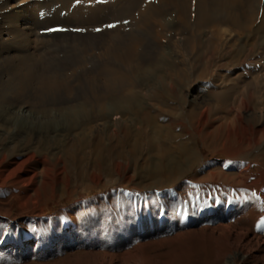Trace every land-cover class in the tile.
I'll return each mask as SVG.
<instances>
[{"label":"rangeland","instance_id":"1","mask_svg":"<svg viewBox=\"0 0 264 264\" xmlns=\"http://www.w3.org/2000/svg\"><path fill=\"white\" fill-rule=\"evenodd\" d=\"M88 1L85 5L75 4L77 6L74 7L70 4L72 1H54L55 6L60 8L56 17L61 27L60 31L53 33L81 35L79 47L91 48L88 53L98 70L106 63L120 64L109 50H112L115 34L121 31L118 28L122 27L115 28L108 9L118 8L122 1ZM196 1L128 2L133 8L126 14L128 24L125 29L129 28L142 37L136 44V57L127 62L135 81L131 90L140 96L142 108L127 119L125 117L121 122L124 125L117 124L116 135L108 146L98 147L88 133L82 141L74 138L75 142L70 135H57L49 141V161L59 173L54 175L58 179L53 185H47L41 192L38 206L46 205L45 212L37 215L31 204L21 206L17 198L13 200L10 217L0 215L3 222L13 220L8 227L11 237L23 235L27 229L31 234V244L40 241L49 246L20 261L2 258L0 264H97L104 252H108L105 261L109 264H227L223 261L224 254L229 250L226 234L213 228L218 223L227 222L225 216L214 218V210L219 207H213L223 198L220 195L223 193L221 186L217 181L196 180L194 177L200 162L213 167V162L226 158L224 153L215 150L233 145L236 141L234 129L230 130L229 139L225 136L226 122L231 124V118H228L231 115L219 108L224 86L231 84L236 86V90L245 91L247 88L254 91L260 81L264 83V41L257 46L250 65L245 62L228 72L227 67H214L216 60L211 59L212 56H224L230 49L239 50L241 45L247 48L246 43L253 42L255 38L249 39L247 35L251 36L252 30L259 25L258 12L264 9V0L252 1L256 11L250 20L244 17L245 5L241 7L243 4L237 0H225L228 3L225 12L244 20V23L247 20V28L243 30L231 22H223L217 25L219 35L216 39L205 27L206 32L203 28L197 31L195 14L191 11V5ZM8 6H14V10L24 14L31 9L37 10L34 0H11ZM100 7L101 10H95ZM182 7L186 9L183 16L180 12ZM210 39L214 42L210 43ZM45 43L43 39L33 40L29 51L35 54H39L40 50L46 52L43 48ZM126 54L122 56L126 57ZM157 56L166 59L165 62L169 61L164 64L162 72L147 73L141 68L136 69L139 62L145 65ZM91 64L66 69L65 77L74 81L75 93L69 97H81L93 91L88 80ZM197 75L200 77L196 78ZM148 77H152L153 82H147ZM95 85L99 90L100 82ZM235 94L230 100L233 106L236 103ZM27 110L32 117L48 119L36 108ZM234 112L232 110V115ZM239 114L244 118L248 115L242 109ZM198 119L204 122L208 132L220 129L219 136L213 138L205 134L202 138L191 140L190 133L194 127L191 123ZM59 131L57 128V132L51 134L65 132ZM238 131L242 134L243 128L240 126ZM179 142L185 147L190 160L199 162L177 179L172 178L168 170L157 176L150 173L155 161L166 162L164 153H167V148L172 154ZM41 146L46 147L44 144ZM262 167V163H253L251 170L259 171ZM65 217H69L73 224L68 232L76 235V241L65 238L58 245L54 241L62 236ZM254 232L261 239L253 245L251 252L261 254L264 226Z\"/></svg>","mask_w":264,"mask_h":264},{"label":"bare ground","instance_id":"2","mask_svg":"<svg viewBox=\"0 0 264 264\" xmlns=\"http://www.w3.org/2000/svg\"><path fill=\"white\" fill-rule=\"evenodd\" d=\"M10 1L0 0V215L10 217L13 200L17 198L21 206L31 204L33 211L37 215H42L46 205L38 206L41 192L47 185H53L54 180L58 179L54 175L59 173L49 161L47 148L49 141L57 135H70L73 139L82 141L84 135L88 133L94 138L95 145L98 147L108 146L112 137L116 135L117 124L124 125L121 122L125 117L127 119L133 112L141 110L140 96L131 90L135 81L130 75L127 62L136 57V44L137 41L142 40V37L136 32H131L129 28L125 29L128 24L126 14L133 8L128 3L130 0H121L122 3L118 8L108 9L111 22L116 25L115 28L122 27L118 28L121 31L115 34L112 50H109L114 59L120 61V64L106 63L98 70L93 66V58L91 59L88 53L91 48L88 49L83 44L84 49L79 47L81 35L60 32L56 34L61 27L59 18L56 17L60 8L58 5L56 7L53 2L72 1L70 4L74 7L85 5L89 3L88 0H34L37 10L31 9L27 14L17 9L14 10V6H8ZM237 1L243 4L241 7L245 5V9L243 7L244 17L252 19L256 11L253 0ZM226 4L228 3H225V0L194 2L191 5V11L195 14L197 31L205 27L211 37L216 39L219 35L217 25L223 22H231L243 30L247 28V20L244 23V20L231 17V14L225 12ZM95 10H101V7ZM185 10L184 7L181 8L182 16ZM148 13H151L150 9ZM258 14H260L259 25L252 30L251 36L247 35L249 39L255 38L253 42L246 43L247 48L241 45L239 50H227L224 56L222 54L218 58L212 56L211 59L216 60L213 61L214 67L224 66L228 71L242 63L244 65L245 62L250 65L257 46L264 41V9ZM205 28L203 29L206 32ZM54 31L56 33H53ZM36 39L46 41L43 47L46 52L40 50L39 54H35L29 51L30 43ZM209 41L214 42L213 39ZM213 45L216 44L213 43ZM107 49L106 46V51ZM122 52L127 54L131 52L129 53L131 56ZM122 54L127 56L124 57ZM165 60L157 56L151 63L143 65V62H139L136 64V69L141 68L147 73L156 72L158 74L163 71L164 64L169 62ZM197 62H199L198 59ZM90 63L92 66L88 80L92 84L93 91L81 97H69V95L73 96L72 82L74 81L67 80L66 69L69 67L74 69L79 64ZM177 76H180L179 73ZM199 77L200 75H197L196 78ZM152 79L148 77L147 82ZM98 82L101 87L96 90L95 84ZM235 87L231 84L224 86L219 108L231 115L228 118H231L233 125L231 127L230 122H226V139H229L230 130L234 129L236 141L233 145H226L215 150L224 153L226 158L223 161L213 162V167L205 166L203 162H200L194 179L217 181L221 186L220 191L223 193L220 195L223 198H220L222 201L213 207V209L219 207L218 210H214L216 212L214 218L225 216L227 222L218 223L213 228L219 229L221 234L225 233L229 243V250L224 254L223 261L227 264L248 262L264 264V247L260 251L261 254L251 252L253 245L261 239L260 235L254 231L264 226V83L260 81L256 85L257 89L254 90L256 94L247 88L243 91L236 90ZM62 92L65 93L62 94ZM233 93H236L234 106L230 101ZM30 107L41 111L44 116H48V119L32 117L30 111L27 110ZM240 109L246 111L248 114L246 118L239 114ZM232 110H235L233 115ZM56 111L57 113H52ZM193 123H191L194 125L190 133L191 140H196L197 137L202 138L205 134L213 138L219 136L220 129L216 128L211 133L206 130L204 122L201 123L200 119ZM240 126L243 128L242 134L238 131ZM57 128L65 132L51 134V132H57ZM43 144L46 147L41 146ZM179 144L172 154L168 153L170 149L167 148L165 151L167 153H164L166 162L155 161L149 172L157 176L168 170L172 178L177 179L183 177L196 165L199 160H190L185 147L180 142ZM253 163H262V169L253 172L251 170ZM9 223L0 220V259L6 257L11 261H20L34 256L42 248L49 246L40 241L31 244V234L27 229L24 230L23 235L11 237L12 233L8 230ZM72 225L69 217L63 218L62 236L55 239V244H62L65 238L76 241V235L68 232ZM241 234L242 236H239ZM107 254L108 252L101 254L102 259L99 256L100 261L97 264H107V262L109 264V261H105Z\"/></svg>","mask_w":264,"mask_h":264}]
</instances>
